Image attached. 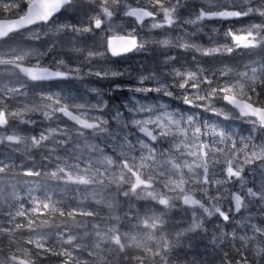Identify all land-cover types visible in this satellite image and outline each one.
<instances>
[{
  "label": "snow or ice",
  "instance_id": "6c2138e0",
  "mask_svg": "<svg viewBox=\"0 0 264 264\" xmlns=\"http://www.w3.org/2000/svg\"><path fill=\"white\" fill-rule=\"evenodd\" d=\"M87 3L0 0V13L15 17L0 18V72L23 77L0 86V180L55 182L43 195L29 182L0 209V264H111L104 253L131 246L144 253L139 264H176L177 247L203 240L213 218L217 264H264V57L226 62L264 51V0ZM149 50L164 54L151 68L120 66ZM105 81L113 86H98ZM237 121L248 127L238 132ZM44 149V170L26 166L30 150ZM61 185L71 202L57 198ZM45 215L84 235L65 227L50 241L37 231Z\"/></svg>",
  "mask_w": 264,
  "mask_h": 264
},
{
  "label": "rangeland",
  "instance_id": "374dc122",
  "mask_svg": "<svg viewBox=\"0 0 264 264\" xmlns=\"http://www.w3.org/2000/svg\"><path fill=\"white\" fill-rule=\"evenodd\" d=\"M189 3L192 4V5L194 6V4H196V0H189ZM87 7H88V6H87ZM257 22H258V21H257ZM241 26H242V25H240V24L238 25V27H241ZM205 31H208V29H206ZM200 43L207 44L208 41H201ZM157 51H158V50H155V52H157ZM259 52H260V53H264V51H259ZM171 55H175V56H177L178 59H179L180 61H182V62H188V63H191V62H192V60H191L192 56H184V55H182V54H180V55H178V54H171ZM153 57H154V60L149 59V60H145V61H143V62L139 65L138 69H137V67H128V69L131 71V70H139V69H141L142 67L151 68V66H152L157 60H160V59H161V58H159V55H157V54H156V55H153ZM243 58H244V53L238 51L237 53H235V54L233 55V57H232L231 59H228L226 62H227V63H230V64H232V65H234V66H237V65L240 63L239 61L242 59V62L240 63V66L238 67V68H242L244 64H246V63H251V62H249V61H247L246 59H243ZM203 62L208 63L209 66H211V63H212V61H210V60H206V61H203ZM4 74H5V73L0 72V78H1L2 76H4ZM119 79H120V80H123L124 78H119ZM5 81H6V79H5ZM7 81H8V82H4V83H1V82H0V86H14V84L10 83L9 80H7ZM105 83H109V82L105 81ZM109 85H110V87L113 86V85H111L110 83H109ZM123 95H127V93L124 92ZM121 96H122L121 94H120V95L118 94L117 98H114L116 103H119V102H120V98H121ZM45 150L47 151V149H45ZM16 152L19 153V154H22L21 151H16ZM34 152H37L38 154H40V161H39V162H36L35 159H34V162H35L39 167H41L42 170H44V169H43V166L49 163L48 160H45V159H44V157H46V156L49 155L48 151H47V152H42V150H40V151H34ZM60 154L63 155V153H60ZM52 161L54 162V155H53V157H52ZM26 178H30V179L27 180ZM31 178H32V177H26V176H24V177H22V180H23V181H9V182L4 183V184H3V181H2V182L0 183V185L3 184V185H2L3 190H5V189H10V190L12 189V190H14V192H11V193H8V194L4 195V196H3V201H2V202H4V201H8L9 198L11 197V195H12V201H13V202H15V198H16L17 196H20V197H24V196H26V195H27V190H28V187H29V182H34ZM9 180H10V179H9ZM34 187H35V183H34ZM69 187H71V186H69ZM34 194H35V195H38V193H37L36 191L34 192ZM57 198H60V197H57ZM69 202H71V200H69ZM136 203H137V205H140V201H137ZM143 203H144V201H142L141 204H143ZM127 207H128L127 204H126L124 201H121V205H120L119 213H120L121 215H123V213H124L125 211H127ZM216 222H217V221L215 220V218H213V220L210 221V222L207 224V226L209 227V231L214 232V224H215ZM220 222H222V221H220ZM37 224L40 225V226L43 225V224H41V222H39V220L37 221ZM170 227H171L172 229L175 230V228L173 227V225H172L171 223L169 224V226H168L167 228H170ZM226 230H227V229H226ZM165 231L167 232L166 229H165ZM25 233L28 234L26 231H25ZM167 234H168V233H167ZM217 234H218V233H217ZM168 236H169V235H168ZM169 238H170V237H169ZM146 246H148V247H152V248H155V247H156V243H155V242H152V241H148ZM132 253H133V254H141L142 251H141L140 249H138V248L135 247V248L133 249ZM83 255H84L85 258H88L86 252H84ZM60 258H61V257H60ZM61 259H62V258H61ZM88 259H90V258H88ZM50 262H51V259L47 258L46 261L44 262V264H49ZM188 264H193V262H190V263H188Z\"/></svg>",
  "mask_w": 264,
  "mask_h": 264
},
{
  "label": "trees",
  "instance_id": "16d2710c",
  "mask_svg": "<svg viewBox=\"0 0 264 264\" xmlns=\"http://www.w3.org/2000/svg\"><path fill=\"white\" fill-rule=\"evenodd\" d=\"M13 16H14V12L13 13H0V18L13 17ZM156 54L159 55L160 51L158 50L157 52H155V50H153V55H156ZM2 201H3V197L1 199V196H0V203H2ZM3 240H4L5 244H6L7 243V237H3ZM17 241H18V243H20L22 245L21 239H18ZM126 263H128V262H126L124 260L122 261V264H126ZM182 263H188V261L182 262ZM129 264H135V263L129 262Z\"/></svg>",
  "mask_w": 264,
  "mask_h": 264
},
{
  "label": "flooded vegetation",
  "instance_id": "af4514ba",
  "mask_svg": "<svg viewBox=\"0 0 264 264\" xmlns=\"http://www.w3.org/2000/svg\"><path fill=\"white\" fill-rule=\"evenodd\" d=\"M133 59H136V56H135V57H133Z\"/></svg>",
  "mask_w": 264,
  "mask_h": 264
}]
</instances>
